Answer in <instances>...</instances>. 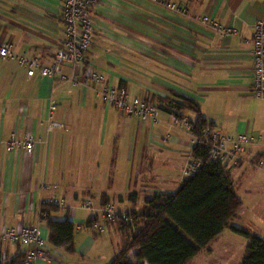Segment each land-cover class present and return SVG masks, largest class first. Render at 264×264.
I'll return each instance as SVG.
<instances>
[{
    "label": "crops",
    "instance_id": "crops-1",
    "mask_svg": "<svg viewBox=\"0 0 264 264\" xmlns=\"http://www.w3.org/2000/svg\"><path fill=\"white\" fill-rule=\"evenodd\" d=\"M166 1L184 11L151 0H97L89 8L93 31L84 59L74 70L63 67L75 81L38 71L28 75L15 57L0 58V233L5 227L37 225L47 241L38 211L51 196L63 197L65 206L50 216L68 217L78 228L93 215L76 205L82 199L97 209L105 198L118 211L140 215L155 193L170 194L180 186L191 158V133L172 125V114L163 110L155 120H141L102 102L95 95L97 84L81 80V73L91 69L107 85L124 86L129 98L184 95L228 138L253 136L242 159L227 167L242 200L230 224L264 236V197L256 198L258 191L264 193V174L254 172L264 156V96L252 94L251 53L253 24L264 22V0ZM61 6V0H0V42L50 64L64 38ZM203 16L235 31L220 34L201 22ZM180 115L189 121L195 116L187 110ZM52 121L61 126L51 127ZM25 132L33 137L31 152L7 148L12 136ZM105 230L112 231L111 250L93 248L103 240L101 232L97 237L87 232L94 231L91 227L81 228L86 233L74 234L72 253L46 244V259L33 263L107 264L119 250L122 232L117 222ZM11 243L2 249L9 253ZM246 243L227 227L208 252L226 255L232 244L241 258Z\"/></svg>",
    "mask_w": 264,
    "mask_h": 264
},
{
    "label": "trees",
    "instance_id": "trees-1",
    "mask_svg": "<svg viewBox=\"0 0 264 264\" xmlns=\"http://www.w3.org/2000/svg\"><path fill=\"white\" fill-rule=\"evenodd\" d=\"M142 99L174 115H180L184 110L193 112L191 131L197 135L206 126L213 127L202 116L199 104L190 97L178 95L175 98L156 96ZM190 154L201 160L200 167L185 177L175 192L155 193L145 201L143 211L135 215L132 222L117 221L122 232L121 244L107 264H188L227 227L248 239L240 264H264V236L230 224L242 206L228 174L227 167L231 165L211 160L206 145L200 139L191 147ZM108 203L107 199H101V206ZM60 208L46 202L39 206L38 218L45 222L48 238L44 247L46 244L62 247L72 253L74 222L68 217L56 219L50 216ZM90 220L83 228H89ZM92 232L95 235L100 233ZM41 235L44 236L43 233ZM13 243L16 244V251L9 254L2 249L4 243L0 238V264H34L37 258L26 263L29 246L20 241ZM21 243L26 249H20Z\"/></svg>",
    "mask_w": 264,
    "mask_h": 264
},
{
    "label": "built area",
    "instance_id": "built-area-1",
    "mask_svg": "<svg viewBox=\"0 0 264 264\" xmlns=\"http://www.w3.org/2000/svg\"><path fill=\"white\" fill-rule=\"evenodd\" d=\"M97 0H61L62 19L64 22V38L62 45L54 52L50 64L41 62L36 56H28L18 53L14 50L9 42H0V58L15 57L17 61L25 65L27 74L32 75L38 71L42 76L58 75L61 79L75 81V74L66 75L63 72L65 65L74 70L78 64L84 59V55L91 43L92 21L89 8ZM163 4L169 9L184 11L181 6L167 2L166 0H151ZM201 22L210 25L220 34H230L235 30L224 26L219 22L210 19L208 16L201 17ZM252 94L256 98L264 96V22L261 20L253 24L252 34ZM81 78L86 82L99 83L95 87V95L100 100L110 106L120 110L124 115H135L141 120H155L159 113L158 107L150 102H146L139 96L128 99L127 92L124 87L107 86L105 78L99 72L86 69L81 73ZM53 109L54 106H51ZM191 121L185 116L172 114V125L183 127L191 133L192 146L200 139L206 145L209 158L215 162L237 164L242 159L245 144L253 141V136L246 133H239L234 138H228L218 129L206 126L201 130V134L197 135L191 131ZM51 127H60L61 124L56 122L50 123ZM229 144V145H228ZM34 147L33 137L30 132H25L21 137L12 136L7 142L8 149L23 148L26 152H31ZM201 160L191 157L183 166L182 178L189 176L200 167ZM257 168L264 172V156L258 158L255 162ZM48 204H55L60 207L65 206L62 197L51 196L45 201ZM80 207L89 209L93 212L89 227L96 232H102L108 224L115 222L117 218L132 222L133 216L121 214L112 203L99 206L95 209L91 201L85 199ZM78 228H80L78 226ZM3 242L7 240L16 242L20 241L29 246L27 251L26 263H30L35 258L46 259L44 253L45 238L41 235L40 228L37 225L23 226L18 229L6 227L0 233Z\"/></svg>",
    "mask_w": 264,
    "mask_h": 264
},
{
    "label": "rangeland",
    "instance_id": "rangeland-1",
    "mask_svg": "<svg viewBox=\"0 0 264 264\" xmlns=\"http://www.w3.org/2000/svg\"><path fill=\"white\" fill-rule=\"evenodd\" d=\"M189 144V143H188ZM191 144V143H190ZM257 171H254L255 172V174H259L260 172V174H264V172H262L261 170H258V169H256ZM259 171V172H258ZM243 183L244 184H246V182H244L243 181ZM238 193L240 194V196L241 197H243L244 198V193H242V191L241 190H239L238 191ZM262 197H264V193L260 190V191H258V193H257V195H256V198H262ZM63 198V197H62ZM64 199V198H63ZM246 199H247V197L245 196V201H246ZM87 200H89V201H91L90 199H87ZM64 201H65V199H64ZM82 201H85V199H82V200H80L76 205L77 206H79L80 207V204H81V202ZM245 204H246V207H245V209L248 207V203L247 202H245ZM82 208V207H81ZM89 210V209H88ZM118 212H120L119 213V216L121 215V214H126V215H128V216H135V215H137L136 213H134V212H123V211H118ZM61 213V212H60ZM118 220H120V221H124V222H128V220L126 221V220H124V219H121V217L120 218H117L116 220H115V222H117ZM80 228H82V229H84L83 228V226L80 224V225H78ZM6 228V227H5ZM16 229V228H15ZM244 230H246V228L244 229ZM233 231V230H232ZM246 231H250V230H246ZM90 235H92V231H87ZM111 232L112 231H110V232H108V230H103L101 233H100V237L103 239L102 241H103V244H102V241H100L99 240V243H97V244H95V246H93V248H97V249H102L103 247H105V245H106V247L107 248H110V250H111V242H114V239H113V237H112V234H111ZM234 232V231H233ZM76 233H81V235H83V233H86V232H79L78 231V229L76 228L75 229V232H74V234H76ZM97 235V237H99V234H96ZM237 235H239V236H241V237H244V236H242L241 234H238L237 233ZM264 235V234H263ZM85 237L84 238H82V243H85ZM247 241H248V239H247ZM3 243H5V242H3ZM15 243H11V247H10V250H9V253H13L14 251H15ZM209 246V247H208ZM204 250H202V251H200V253L197 255V257L191 262V264H240V262H241V259H242V256H241V258L238 256L237 257V253H234V251L235 250H232L233 249V246H232V244H229V245H227V249L228 250H226V255H224L222 252H221V250L220 251H218V250H215V251H213L212 253H209L208 252V250L210 251V247L212 246L211 244L210 245H208ZM246 246V245H245ZM25 247V244H20V248H24ZM239 247H240V245L239 244H234V248L235 249H239ZM244 247V246H243ZM244 251V250H243ZM244 253V252H243ZM130 254H132V252L130 253ZM111 259H109L108 260V262L110 261ZM107 262V263H108ZM189 264V263H188Z\"/></svg>",
    "mask_w": 264,
    "mask_h": 264
}]
</instances>
